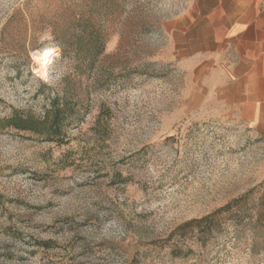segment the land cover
Instances as JSON below:
<instances>
[{
	"label": "rangeland",
	"instance_id": "374dc122",
	"mask_svg": "<svg viewBox=\"0 0 264 264\" xmlns=\"http://www.w3.org/2000/svg\"><path fill=\"white\" fill-rule=\"evenodd\" d=\"M186 3L0 0V264H264V223L169 238L264 201V133L192 107L164 28ZM56 98L61 141L9 122Z\"/></svg>",
	"mask_w": 264,
	"mask_h": 264
},
{
	"label": "crops",
	"instance_id": "0c3cea01",
	"mask_svg": "<svg viewBox=\"0 0 264 264\" xmlns=\"http://www.w3.org/2000/svg\"><path fill=\"white\" fill-rule=\"evenodd\" d=\"M199 104L264 133V0H187L164 25Z\"/></svg>",
	"mask_w": 264,
	"mask_h": 264
},
{
	"label": "trees",
	"instance_id": "16d2710c",
	"mask_svg": "<svg viewBox=\"0 0 264 264\" xmlns=\"http://www.w3.org/2000/svg\"><path fill=\"white\" fill-rule=\"evenodd\" d=\"M83 32H85V29H83ZM58 101V98L51 101L50 113L52 115L50 119H48V116L46 115L43 118V121L39 122L31 118H23L22 116L13 115L10 117L9 122L17 129L29 130L33 132L39 131L37 130V127L43 125L45 129L44 131L47 133L48 137L59 142L62 139L61 133L63 122L67 115L71 113L67 104L62 103L60 105ZM245 199L246 195L241 196L235 200L228 202L227 204L210 214L183 223L169 235V238L171 239L177 236L179 240L183 239L188 232L194 233L195 229H197V231L201 235L199 239H204L207 236H213L215 232L217 233L221 230V222H223L225 219H234L237 222L241 223L242 227L247 225L255 231L262 225V223H264V201L259 202V205L255 207L256 212L254 213V215L256 218L254 219V221H252L251 218H247L248 222L243 224L246 216L243 212L241 213V208L247 201ZM178 244L179 243L174 246L175 248H171L170 254H172L173 256H178L183 253L182 248H180V245ZM138 261L139 258H135L134 264H137ZM129 264H133L132 261Z\"/></svg>",
	"mask_w": 264,
	"mask_h": 264
}]
</instances>
